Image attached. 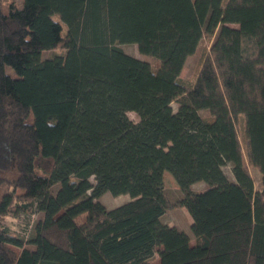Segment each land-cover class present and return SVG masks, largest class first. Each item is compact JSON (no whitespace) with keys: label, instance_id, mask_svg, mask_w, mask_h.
<instances>
[{"label":"trees","instance_id":"1","mask_svg":"<svg viewBox=\"0 0 264 264\" xmlns=\"http://www.w3.org/2000/svg\"><path fill=\"white\" fill-rule=\"evenodd\" d=\"M22 213L27 238L5 225ZM0 264H264V0H0Z\"/></svg>","mask_w":264,"mask_h":264},{"label":"rangeland","instance_id":"2","mask_svg":"<svg viewBox=\"0 0 264 264\" xmlns=\"http://www.w3.org/2000/svg\"><path fill=\"white\" fill-rule=\"evenodd\" d=\"M14 1L16 3H18L19 5H21V3H22V0H14ZM5 2H9V0H5ZM56 17L59 18V15L56 14ZM231 25L238 26V24H231ZM65 29H66V24H64V30ZM213 38L214 37H211V38L205 37L204 39H202V41H201L198 49L196 50V52L188 57L186 64H185V67H184L183 72H182V77L184 79H186L187 82L194 81L195 77L197 76V73L200 71L203 60H204L205 56L207 55V53L209 52L211 43L214 40ZM120 45L125 49V51L127 53L134 55V56L141 58V59H146V60L150 61L151 63H153L154 65H157V62H158L157 59L142 53L139 50L137 43H121ZM64 52H65V49H59V48L46 49L43 51L42 56L45 58V57L53 56L55 54H60V53H64ZM6 70L9 74H12L14 76L17 75V71L11 65H7ZM172 105L175 109L177 108L176 102H173ZM200 113L202 115H204V114H206V111L200 110ZM127 114L134 121L140 120V116L136 111L129 110L127 112ZM223 169L230 179H233V180L235 179L231 164H226L223 167ZM249 170H250V172H251V174L255 180L257 188H260L262 186V183H263L261 172L259 171V169L255 168V167H251V166H249ZM192 187L195 190H202V189H205L207 187V183L204 180H199V181H196L192 185ZM165 188H166V191H167V193L170 196V199L172 201L177 200L182 195V192L180 190V186H179L177 180L174 178V176L172 174H170V172H167V171H166V176H165ZM131 198L132 197L129 193H122L119 195H114L110 191L105 192L101 197H99V199L110 208L118 206V205H120L126 201H129ZM34 214H36V213H34ZM39 216L40 215H38V214H36V216H34V215H27L26 213H22L21 215H18V216L10 215V216H7L5 218V225L7 226L8 229H10L15 234H19L20 236H25V238H27V237H29L31 225L34 224L36 218ZM163 217H164V219H163ZM80 219L81 218L79 217L78 220H80ZM162 219H163V221L165 220L164 222L169 221V220L173 221L179 227L188 231L192 235L191 236V243L192 244L195 243L196 238H195L193 231L191 229L192 223L189 222V220H192V217H191L190 212L188 211V209L185 206H172V207H170V209H168L163 214ZM166 223H168V222H166ZM171 226H173V225H171ZM14 248L19 251L18 248H16V247H14ZM153 260L155 263H158L159 257L157 255H155L153 257Z\"/></svg>","mask_w":264,"mask_h":264},{"label":"crops","instance_id":"3","mask_svg":"<svg viewBox=\"0 0 264 264\" xmlns=\"http://www.w3.org/2000/svg\"><path fill=\"white\" fill-rule=\"evenodd\" d=\"M165 216V215H164ZM192 217V216H191ZM163 219H164V217H163ZM165 221V220H164ZM166 222H168L170 225H176V226H178L177 224H175V222H173V221H166ZM189 222H193V218H192V220H189ZM190 223V224H191ZM179 227V226H178ZM179 228H181V227H179ZM181 229H183V228H181ZM183 230H185V229H183ZM186 231V230H185ZM190 236H192L188 231H186Z\"/></svg>","mask_w":264,"mask_h":264},{"label":"built area","instance_id":"4","mask_svg":"<svg viewBox=\"0 0 264 264\" xmlns=\"http://www.w3.org/2000/svg\"><path fill=\"white\" fill-rule=\"evenodd\" d=\"M35 216V215H34Z\"/></svg>","mask_w":264,"mask_h":264}]
</instances>
